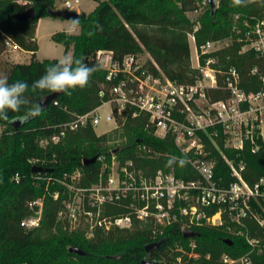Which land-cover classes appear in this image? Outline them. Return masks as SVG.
Returning a JSON list of instances; mask_svg holds the SVG:
<instances>
[{
	"label": "trees",
	"instance_id": "trees-1",
	"mask_svg": "<svg viewBox=\"0 0 264 264\" xmlns=\"http://www.w3.org/2000/svg\"><path fill=\"white\" fill-rule=\"evenodd\" d=\"M0 0V54L7 48L4 33L22 49L30 51L29 62H6L2 67V75L8 77V83L24 81L29 85L26 93L32 103H37L50 94L48 91H33L31 85L45 74L46 69L59 62V59H36L39 44L36 38L38 20L50 16L48 7L55 6V0ZM202 0H102L91 12H80V32L69 34L66 31L53 33L54 41L65 46V55L73 47L74 60H83L89 64H98L99 70L93 73L89 84L81 89L71 90V95L57 93L40 116L28 120L15 128L11 121L24 113L8 111V120H0L4 129L0 132V264H71L70 258L95 264H143L144 257H151V264H225L222 256L228 253L238 257L249 252L252 264H264V254L246 239H260L264 247V224L246 206L238 202L239 208L244 206L245 213L235 218L237 210H230L226 205L213 204L201 206L207 216L221 212L222 223L195 224L191 227L193 236H185L183 220H178L167 227L163 233L154 237V227L141 225L135 220L131 228H115L109 231L97 230L94 236L86 239L83 235H68L60 232L52 234L54 228L61 225L58 212L62 201L54 197L61 185L58 177L64 172L77 168L83 172L82 183L88 185L97 181L101 171V162L84 164V159L110 154L107 133L99 134L88 123L74 130H67L59 141L51 137L60 133L62 125L79 114L90 111L99 105L103 97L100 95L104 81V69L100 61L103 52H111L114 58H122L128 53L148 51L160 69L171 79L180 83H193L200 76L199 68L191 64V49L188 34L194 32L195 22L189 11L198 10ZM207 9L201 16L200 27L195 31L197 44L206 40H220L231 36L232 41L219 47L210 54L201 53V61L213 55V63L217 69L216 86L205 89L210 101L229 96L227 79L230 67L234 66L239 74L240 85L247 91H257L262 87L264 76V56L252 47L243 48L249 43L245 37L247 26L235 28L231 13H238L237 20L253 24L264 18V0H254L234 6L232 0H216L215 7L206 1ZM34 6L35 18L19 20L13 14ZM102 26V30L97 29ZM94 32V35H89ZM154 72L157 67L149 61ZM253 69H256L253 72ZM127 143L117 152L123 157H132L135 164L147 172L158 168L174 170L176 175L185 179L197 178V172L178 149L173 137L164 138L146 128L145 118H130L124 126ZM210 156L216 159L215 176L222 184L228 185L236 178L222 156L225 152L234 158L236 164L242 159L245 168L244 179L253 185L264 175V140H259L260 147L256 151L249 143L241 151L225 146V138L220 131L215 136L219 146L202 134ZM44 138L48 142L41 145ZM138 144L146 145V150L136 151ZM49 167V171H34L33 166ZM16 174L19 179L16 180ZM43 197L44 205L40 226L27 229L21 221L30 216L33 209L29 201ZM258 209L264 208V196ZM108 214L122 216L131 214L127 200H119L109 204ZM232 237V238H230ZM226 238L232 242L225 241ZM164 239L156 249L146 250L150 242ZM194 241V245L191 241ZM77 246L84 253L70 251ZM111 247H116L111 252ZM249 250V251H248ZM251 251V252H250Z\"/></svg>",
	"mask_w": 264,
	"mask_h": 264
},
{
	"label": "built area",
	"instance_id": "built-area-1",
	"mask_svg": "<svg viewBox=\"0 0 264 264\" xmlns=\"http://www.w3.org/2000/svg\"><path fill=\"white\" fill-rule=\"evenodd\" d=\"M79 2L65 0L62 8L77 10ZM244 25L247 26L244 34L249 43L243 48L252 47L264 56V18L257 19L253 24L245 20ZM197 29L189 33L197 51L196 68L201 73L195 82L180 83L171 79L151 58L149 61L158 70L154 72L149 61L143 60L139 53H128L119 59L114 58L111 52H103L100 55L105 72L100 90L102 102L65 122L60 133L51 139L57 142L67 130L88 123L94 129L103 121L109 123L111 127L103 132L108 133L115 128H124L130 118H145L146 128H152L156 136L164 138L170 134L173 137L198 177L185 179L176 175L174 170L163 168L147 172L138 167L132 157L123 158L115 151L117 148H113L109 155H98L101 171L97 181L84 185L83 172L79 168L58 177L61 188L53 195L62 201L59 219L64 218L67 223L74 224L86 218L94 234L97 230L131 228L135 220L154 219L163 226H170L180 220L175 211L179 203L182 215L187 217L183 220L187 226L183 227L185 230L200 224L202 219L208 223H222L220 211L207 216L201 206L226 205L230 210L238 211L235 218L239 219L240 214L245 213L244 206L249 208L248 199L264 196V175L251 185L242 174L245 161L241 159L236 164L234 158L225 152L222 156L236 179L228 185L218 181L215 176L216 159L210 156L202 137V134L206 135L219 148L215 136L221 131L225 146L230 149L241 151L246 143L253 151L259 149V140H264V76L260 89L247 91L240 85L238 71L232 66L227 79L229 96L210 101L205 89L217 85L218 72L213 65L216 59L209 55L203 63L201 53L210 54L219 48L221 39L206 40L198 45ZM4 37L7 46L19 47L7 34L4 33ZM103 54L105 57H102ZM47 142L44 138L40 140L41 145ZM139 146L141 152L146 150V145ZM15 179H19L18 174ZM123 199L128 201L131 214L114 216L106 212L109 204ZM190 199L194 200L191 202ZM240 200L244 204L241 208L238 206ZM43 205V197L29 201L35 214L24 218L21 225L27 229L40 226ZM158 235L154 231V237ZM247 240L254 248L260 244V239L247 236ZM222 259L225 264H252L249 252L238 257L224 253Z\"/></svg>",
	"mask_w": 264,
	"mask_h": 264
},
{
	"label": "rangeland",
	"instance_id": "rangeland-1",
	"mask_svg": "<svg viewBox=\"0 0 264 264\" xmlns=\"http://www.w3.org/2000/svg\"><path fill=\"white\" fill-rule=\"evenodd\" d=\"M20 1H24V0H20ZM64 1L65 0H59L60 5L58 6L55 4L54 8H62L61 5L64 4ZM101 1L102 0H80L78 6L80 9H83L86 12H91L98 6L99 2H101ZM206 1L207 0L201 1V6L199 7L198 10L189 11L187 13L189 18L195 22L194 29L200 27L201 16L207 9ZM78 6H77V8H78ZM231 15H232V18L235 22V28L236 29L241 28V25H243L244 23L240 20H237L238 13H231ZM48 17H49L48 19H51L52 22H49V23H46V21L40 22L39 31H37L36 38H37V41L39 44V49L36 53V59H45V58L61 59L65 55V46L61 43L54 41L52 36H51V32H53V31L54 32L66 31L68 20L61 18V17H54L51 15ZM79 32H80V27H79L78 31H76L75 33H79ZM75 33H73V34H75ZM188 40H189L190 49H191V64L193 67H196L197 66V59H196L197 51L195 49V43L189 34H188ZM231 41H232V37L229 36V37H226L224 39H221V42L219 43V45H220V47H223V46H226L229 43H231ZM72 53H73V47H70L68 50V54L72 55ZM139 55L141 56V58L143 60L149 61V59L152 58V56L148 53V51L140 52ZM102 57H105V55L103 54ZM31 59H32V54L22 51V49H20L19 47L7 46L5 51L0 54V75H2V67L5 65L6 62H17V61L29 62V61H31ZM110 127H111V124L103 121L100 124H97L95 126V130L97 133H103L104 131H106ZM3 129H4V126H0V132ZM124 132H125L124 128H115L112 131L107 133L109 149H113V148H119L120 149L123 145H125L127 143V141H128L127 136L128 135L125 134ZM135 149H136V151H142L139 144L135 147ZM253 199L258 204H260V200L256 196L251 197L250 199H248L246 201L248 206H249V209L255 214V216L258 219H260L264 223V208H262V210H259L257 204L253 203ZM190 200L192 202L194 199H190ZM179 207H180V204L177 203L175 211L178 215V219L186 220L187 217H184L182 215ZM34 214H35V211L33 210L31 215H34ZM60 221H61V225H59L58 228L57 227L54 228L52 230V234L59 235L60 232H66L68 235L73 234V236H74L77 233V234L83 235L86 239H90L94 236V233H93L94 230L91 229L90 223L86 218H82L80 221H78L77 223H74V224L67 223L66 219H64V218H60ZM200 221H201L200 224H202V223L213 224V223H208L205 219H202ZM139 222L141 225H146L147 227H151V226L154 227L155 231L158 234L163 233L164 230L167 227H169V226L161 225L160 223L156 222L154 219H148V220H143V221H139ZM215 225H218V224H215ZM183 227H187L185 221L183 222ZM230 238H232V237H230ZM246 239H247V235H246ZM194 241L195 240L191 241L192 245H194ZM255 248L257 249V252L259 254H264V247L262 244H259ZM255 248L252 246L250 249H255ZM109 249H111V252H112L116 249V247H111ZM149 258H151V257H149ZM69 260H70L71 264H95L93 262L85 263V262L79 261V260L74 259V258H70Z\"/></svg>",
	"mask_w": 264,
	"mask_h": 264
},
{
	"label": "clouds",
	"instance_id": "clouds-1",
	"mask_svg": "<svg viewBox=\"0 0 264 264\" xmlns=\"http://www.w3.org/2000/svg\"><path fill=\"white\" fill-rule=\"evenodd\" d=\"M254 0H232L234 6L245 3H252ZM80 21L73 17L67 21L66 31L73 34L78 31ZM97 29L102 30V26L97 25ZM90 36L94 32L88 33ZM98 64H89L83 60H74L71 54L64 55L58 63L49 66L45 74L31 85L33 91H48L51 93H64L71 95V90L85 88L96 71ZM29 85L24 81L8 83L6 75H0V120H8V111L20 112L24 109L23 115L18 117L20 123L27 122L41 115L44 111L43 103H32L26 95Z\"/></svg>",
	"mask_w": 264,
	"mask_h": 264
},
{
	"label": "water",
	"instance_id": "water-1",
	"mask_svg": "<svg viewBox=\"0 0 264 264\" xmlns=\"http://www.w3.org/2000/svg\"><path fill=\"white\" fill-rule=\"evenodd\" d=\"M37 1H45V0H37ZM209 3L211 4L212 7H215L216 5V0H208ZM48 13L51 15V16H54V17H61V18H64V19H71L73 17H77L79 19L80 17V11H77V10H73V9H67V8H53V7H48ZM37 15V11H36V8L34 6H30L22 11H18V12H15L13 14V17L19 19V20H27V19H32V18H35ZM57 93H50L48 95H46L43 100L41 101V103H43V106L46 107L52 100H54V98L56 97ZM18 117L12 119L11 121V124L15 127V128H18L19 126L23 125L24 123H20L17 119ZM119 149H115V151H118ZM98 159V156H93V157H89V158H86L84 159V164H91V163H94L96 162ZM33 170L34 171H49L51 170V168L49 167H43V166H40V165H34L33 166ZM184 234L185 236H193L194 235V231L192 229H185L184 230ZM164 239H159V240H156V241H153V242H150L146 245V250L148 253H150L151 249H156L158 248L161 243L163 242ZM225 241H228V242H232L231 239L229 238H226ZM70 251H75L77 253H84V251L82 249H80L79 247L77 246H72L70 247ZM153 262V259H150V258H147V257H144L142 259V263L143 264H151Z\"/></svg>",
	"mask_w": 264,
	"mask_h": 264
},
{
	"label": "crops",
	"instance_id": "crops-1",
	"mask_svg": "<svg viewBox=\"0 0 264 264\" xmlns=\"http://www.w3.org/2000/svg\"><path fill=\"white\" fill-rule=\"evenodd\" d=\"M55 4L59 6V5H60V4H59V0H55ZM61 6H63V5H61ZM77 10L80 11V12H81V11H84L83 9H80L79 6H78ZM85 12H86V11H85ZM48 18H49L48 16H44V17L39 18V20H38V25H37V29H36V36H37V31H39V24H40V22H42V21H43V22L46 21V23L52 22L51 19H48ZM58 24H59V23H58ZM53 33H55V32H54V31L51 32V36L53 35ZM20 49H22V48H20ZM22 51L31 54L30 51H27V50H24V49H22ZM51 59H54V58H51ZM39 60H42V59H39ZM59 60H60V59H59Z\"/></svg>",
	"mask_w": 264,
	"mask_h": 264
}]
</instances>
